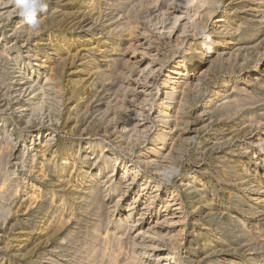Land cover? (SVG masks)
Segmentation results:
<instances>
[{
  "label": "bare ground",
  "instance_id": "obj_1",
  "mask_svg": "<svg viewBox=\"0 0 264 264\" xmlns=\"http://www.w3.org/2000/svg\"><path fill=\"white\" fill-rule=\"evenodd\" d=\"M49 1H51V0H49ZM112 1H115V0H82V6L87 8L90 11L95 10L97 13H101L105 9H108V7H111L113 5V3H115V2L112 3ZM116 1H117V3H116V6H114L115 7L114 9L118 12V14L137 12L142 8L144 3L146 2V0H132L130 3H129L130 0H116ZM127 3H129L128 6H127ZM186 3L187 4H185V5H187V6L189 4L192 5L193 3L196 4V7H197L196 9H198L199 7L201 9L202 6L207 5V6H209V11H208V12H210L209 14H213L214 5H215L214 0H188V2H186ZM70 5H71V3H70ZM156 5H157V2H156ZM56 6H57V8H56ZM64 8H67V7H64ZM178 10H179V8H178ZM10 11H13V10L11 9ZM50 11H51V16L54 19L55 18H61L60 15L64 16L67 14V13H65V11H63V8H59L58 5H55V7L53 8V11L51 9H50ZM111 11L113 12V10H111ZM116 11H115V13H117ZM188 11H186L187 13L185 11H183V12L178 11V13L176 12L177 14H175L176 16L175 15L172 16V17H175L174 23L179 25V29L177 30L178 35H177V37L174 38V40L179 39L180 38L179 36H181V37L186 36V39H187L188 38L187 36H189V34L186 33L187 29H191V30L196 31L198 26H200V24H201V22H200V24L197 22L190 23L189 20L191 17L189 18ZM198 11L200 12L199 9H198ZM198 11H197V15L194 14L195 17H198ZM203 11L204 10H202V12ZM238 11L244 12L245 15H243V16L241 15L239 22L236 23L235 22L236 20L234 21V18L239 17V15L237 14ZM58 13H60V15ZM88 13H90V12H88ZM88 13H86V14L88 15ZM171 13L173 14V12H171ZM231 13L234 14V16H231ZM76 15H78V14H76ZM101 15H103V14H101ZM115 15H117V14H115ZM191 16H193V15H191ZM96 17H97V15H96ZM119 17H122V15ZM206 17H209V16H206ZM115 18H118V17H115ZM70 20L72 21V18ZM103 20H104V18H103ZM123 20H125V19H123ZM74 21H76V20H74ZM79 21L81 22V20H79ZM104 21H106V20H104ZM115 22L116 23H114L115 25L113 24L114 25L113 28L115 30L116 29L121 30V31H118V33H117V36H116L117 41H113L115 37L113 38V36L110 34L107 35L106 37H101L100 39L96 38L95 42L92 41V42H94L93 43L94 45L88 49V53H87V55H85V58H88V57L94 58L95 57V59L93 61L96 62V66L94 68L96 69L97 75L94 79L93 78L92 79H93V81L95 79H98L97 81L99 83L102 82V85H103V82L106 83V81H110V80L115 79L116 75H118L117 71L119 70V68L121 70V66H122L123 62L130 64L133 67H136L137 69H139V68H142V66L145 62H147L149 59H152L151 57L153 56V55L151 57L147 56L148 53L149 54L151 53L150 51L149 52L138 51L137 46H143L144 43L138 42L137 45H135V43H134L133 45L135 46V48L129 47L128 45H127L128 47H123L122 45H120V43H118V42L121 38L120 37L121 33L124 30H126V28H128V27L130 30L132 28V26H134V25L130 24L128 22V20L127 21H122V20L116 21L115 20ZM88 23H89V21H88ZM110 23H111V21H110ZM76 24H77V22H76ZM175 24H171V25H175ZM210 24H212V26L210 25L211 26V28H210L211 35L208 36L207 39H205V40L202 39L196 45H194V48H192L193 54H191L190 56L189 55H182L181 60L179 62L175 63L176 67H174L168 73L167 78H165L166 79L165 80L166 88L164 90L165 96L162 97V100L166 99V102L165 103L163 102L164 104L161 105L158 109L156 108V110L158 111V114H154V115H156L155 116L156 118L154 117L156 119L155 121L159 122V123H157V125H159V128H158V131L156 133V137H155L154 142H153L154 144L146 148L145 157L142 158L141 160L139 159L140 163L137 166H133V165L128 166V164H123L122 169L119 171V168L117 166V164L119 163V160H120V157L118 156L119 154L117 155L114 148L108 146L109 141L105 138H103V141H100V142L94 143L91 140L90 142H88L85 145L78 144V146H75L76 144L75 145L70 144L69 142L65 141L64 139H60L59 142H57L56 141V134H55L57 129H53V130L48 129L47 135H44V136H46V138L41 145V144H39V140H41V137L43 136L42 132H43L44 128L48 125V123L50 124V122L46 123L45 120L43 121L40 119L41 121L37 125H35V126L33 125L31 127L29 126V127H27L26 131H24V129H23L24 132H21L22 131L21 130L20 133H18L17 135H14L12 132H9V128H6V126H3V124H1V123L5 122V118H4L3 114H0V132H3L4 133L3 136L5 137V138L3 137L4 138L3 143L5 144V142L8 143L9 141H11L14 143V146H13L14 148L19 147L20 149L21 148L23 149V152L21 151L22 153H20L21 154L20 155V161H21V163H23L21 165L24 166V165H26V163L28 164V162H30L31 159L34 162V163L32 162L33 164L30 167L26 166V167H28L27 169H29L28 171L31 173L30 176H31V180H32L31 184L29 185L30 191L27 192V190L25 189L26 190L25 196H27L26 203H28L29 206H33L32 208H34L36 206L39 209H41L40 211L44 210L45 212H44L43 216L41 215L40 219L37 218V222L34 224L33 228L29 232L31 237L35 236V234H37V233H41V236L45 237L44 239H50L52 237H55V236L57 237V235H59L61 239L60 240L56 239L59 241L54 245H56L57 248H60V249L62 248V251L64 253L65 251H67V247L62 246L60 244L61 243L60 241L66 240V242H67L68 240H70L72 238L74 239V237L76 235V232L74 231V229L71 228V223L73 221H76L79 218H82L83 215H85L87 212H90L92 215L96 216L95 221L92 222V226H91V228H89V231H88L90 238L88 240V243L86 242L87 245H85L86 247L84 248V251H83V249H81L82 251L76 250L78 252L81 251L83 253H80L75 257L73 255L74 253L72 254L73 255L72 257H74V259L72 261L70 260L71 261L70 264H91L96 259L97 255L99 257V254H97L96 251H94V249L97 247H96V245H94L95 248L93 247L94 249H92V251H90L88 254L86 253V250H88V249H90V247H92V244L95 241V239L96 238L98 239V237H100L102 245L104 243L105 246L107 247V244L109 245V243L111 242L110 239H113V240L116 239L119 241L120 240L119 238H121L122 234L127 233V232H125V233L122 232L124 230V229H122V228H124V226H126L125 230H127V229L134 230L135 237H137L139 240L140 239L142 240V239H144V237L151 236V235H153V238H154V236H155L154 234H156L157 237L167 238L168 240H170V242L175 244L177 242L178 243L180 242V241L174 242L175 241L174 236H177V235H174V232L177 233V231H175V230L179 227V231H180V228H182V230L180 231V232H182L184 224H185V223L183 224V221H185V219H188V218H186L188 211L186 208L187 205H186L185 200L189 199V203H187L188 206L193 205V203L196 201L194 203L195 206L193 205V207H195L194 209L196 210V211L194 210L196 213H193V214H196V216L194 215V217L192 219H193V224H196L197 226L194 227L195 225H193V227H190L191 230L189 229L190 232L188 234H190V236L194 237L195 239L199 238L200 241L202 240L204 242V245H203L204 247L203 248L199 247L197 249V250H200V252H198V251H193V253L188 252L187 255L185 256L186 259H185L184 263H186V264H264V108L252 109V110L250 109V110L242 111V108L244 106H247V105L253 106V104H256L257 102L259 103V101H261L263 99L260 96V92L264 91V0H230V1L228 0V1H225V3L223 4V9H221V14L213 16V20ZM82 25H84V24H82ZM85 25H86V23H85ZM171 25H169L168 28ZM177 25H175V26L177 27ZM105 27H107V26H105ZM50 28H52V27H50ZM65 28H66V26H65ZM80 28H82V27H79V31H80ZM139 28H141V27H139ZM84 29H86V28H84ZM172 29L170 28V30H172ZM207 29H209V28H207ZM24 31H26V30H24ZM50 31H51V29L47 31V36H50L49 38L53 39L54 37H52L53 35H52V32H50ZM174 31H175V29H174ZM194 31H192L193 34H191V36H189L190 40L192 39L191 41H193V39L195 37ZM72 32H73V29H72ZM129 32H128V34H129ZM144 33H147V32H143V34ZM196 33H197V31H196ZM249 33H251V34H249ZM40 34L42 35L43 33H40ZM93 34H95V33H93ZM28 35H29V33H28ZM102 35H103V33H102ZM169 35H170V33H169ZM192 35H194V37H192ZM249 35H250V38H249L250 40L247 38ZM37 36H39V35H37ZM97 36H99V34ZM199 36L200 35H198V38H199ZM244 36H246V37H244ZM76 39H78V38H76ZM135 39H136V37H135ZM186 39H184V41ZM223 39H224V42H223ZM247 39H248V41H247ZM24 40H26V39H24ZM40 40L41 39H38L36 41L35 46H38L39 44H41ZM78 40H79L78 42L83 43V42L90 41V38H87L86 36H80ZM129 41H131V40H129ZM132 41H133V39H132ZM156 41H158V40H156ZM51 42H53V43H51ZM51 42H50V44L48 43L49 47L48 46L42 47L43 46L42 45L41 47H38L36 49V54L34 52L35 56L31 59L37 60L38 62L36 64H32L31 61L28 62V65H31L30 68L32 69V70L30 69L31 72H29V70H27L28 71V78L29 77L31 78V81L28 84L29 87H27L24 90L25 95L22 94V95L15 97V98H17L16 102L14 104L12 103L13 105L11 106V110L17 116H19V118H17V119L22 120L25 118L27 120L25 122L29 125H32V123H34V122H32V118L34 116H35V118H36V116L38 118V115L43 113L44 112L43 110L46 108H47L46 114H49L50 111H52V112L55 111L57 113L55 116L56 119H57V117H58V119L62 118V116L65 115V113H66V111H64L65 108L62 110L59 108L60 107L59 101H61L62 100L61 98H63L62 94H61L63 92L62 91L63 87H61L63 81H61V78H62V75H65L63 72L66 71L65 68L69 64V62L71 60H73L75 57H79V54H80L79 51L81 49L79 50L75 46V48L77 50H76V52L74 51L75 50L74 46H73L74 43L72 42L71 38L68 36L67 33L61 34L60 37L58 36V38L54 39V41L51 40ZM189 42H188V44H189ZM132 43L133 42H130V44H132ZM178 43L180 44L181 42H178ZM148 44H147V47H148ZM183 44L184 43L180 44V46ZM75 45H76V43H75ZM77 45H78V43H77ZM8 47H10V46H8ZM175 47H177V46H175ZM186 47H188V46H186ZM145 48H146V45H145ZM250 51H252V52L255 51V54H254V56L256 57V58L254 57L255 63L253 66H251L252 69L249 70L246 77L244 76L245 78L243 80V84H245V85L249 84V82L251 80L252 82H255L257 85H261L262 88L260 90H258L259 88H255V90H249L246 88H244V90H240V89H242V88H240L239 90H237L234 87V90L236 89L237 91H232V89H229L230 87H229V84L227 83L230 80H225L224 81L225 83L221 84V87H225L224 90L222 88V90L219 89L218 91L214 92L215 90L211 89L210 93H209L210 97H209L208 101L205 103H201L200 105L196 104L197 100L195 98H196L197 94L195 95V93H197V92L193 93V90H194V88H196V86L203 79L208 78L211 75V72L217 70L219 67L220 68L227 67L228 63L230 61H232L233 59L235 61H237L238 55H240V53L244 55V56L242 55L243 57H245L244 59H246V57L248 58V56H249L248 52H250ZM4 53H7V50ZM96 53H98L99 56H97ZM155 53H157V52H155ZM41 54L43 55V57L39 60ZM161 54H163V52ZM21 56H18V57L21 58ZM30 57H32V56L30 55ZM9 58H11V57H9ZM154 58H155V56H154ZM78 60L79 59H77V61ZM152 60H154V59H152ZM152 60L150 62H148L147 65H144L146 67H143L142 69L145 70L148 67L150 68L151 63H153ZM241 60L243 61V59H241ZM85 61H81V62H85ZM89 64H91V62ZM162 64H160V65H162ZM239 64H241V62ZM22 65H24V64H22ZM26 65H27V63H26ZM13 67H17V66H13ZM124 68H127V67H124ZM158 68H159V66H158ZM160 68H162V67H160ZM259 68H260V70H259ZM19 69H21V67ZM95 69L92 71H95ZM73 70H72V72H73ZM75 70H77V69H75ZM155 70H157V68H155ZM81 71H83V70H81ZM85 71H83V72H85ZM124 73H125V71H124ZM154 73H155V71H154ZM125 74H127V73H125ZM139 74H136V75H139ZM152 74H153V72H152ZM75 75H77V74H75ZM127 75L129 76L130 73L128 72ZM131 75H133V74H131ZM71 76H72V74H71ZM122 77H123V75H122ZM131 77H133V76H130V78ZM136 77H134V78H136ZM138 77H140V76H138ZM138 77H137V79H138ZM124 78H126V76ZM0 80H2V79H0ZM73 80H71V82ZM136 81H133V82H136ZM145 81H147V80H145ZM140 82H144V81H140ZM213 82H214V80H213ZM23 83H24V80H23ZM12 84H13V82H12ZM113 84H114V81H113ZM28 85H25V86H28ZM117 85H118V83H117ZM136 85H138V84H136ZM98 86H100V85H98ZM111 86H113V85H111ZM122 86L126 87V85H122ZM0 88H2V87H0ZM231 88H233V86ZM83 89H84V87H83ZM86 89H87V87H86ZM127 90H125V91H127ZM152 90H155V88ZM82 91H80L79 93H81ZM149 91H148V93H149ZM155 91H158V89ZM75 93H77V92H75ZM14 94H16V93H14ZM87 94H89V93H87ZM93 94H96V93H93ZM144 94L145 93H143V95ZM74 95H76V94H74ZM14 96L15 95H13V97ZM71 96L75 97L73 95H71ZM134 96H136V95H134ZM138 96H139V94H138ZM10 97H12V96H10ZM116 97H118V96H116ZM132 98H134V97H132ZM147 98L149 99V97H147ZM147 98H146V100H147ZM79 100H80V98H79ZM89 100H92V99H89ZM106 101H108V100H106ZM131 101H132V99H131ZM64 102L68 103L69 101L67 100ZM139 102H141V101L139 100ZM144 102L146 103L148 101H144ZM67 103H66V106H67ZM108 103H107V105H109ZM9 104H11V103H9ZM86 104H88V102H86ZM153 104H154V102H153ZM122 105H124V104H122ZM8 106H10V105H8ZM136 106H138V105L136 104ZM146 108H148V107L146 106L145 109ZM53 109H55V110H53ZM73 109H75V108L73 107ZM80 109H82V108H79V110ZM128 109H129V107H128ZM8 110H9V112L11 111L10 109H8ZM48 110H50L49 113H48ZM82 110H84V109H82ZM129 110H131L132 112H128L126 114L127 119L126 118H124V119L127 120L128 125L130 126L129 128L132 127L133 130H131V131L135 132V130L142 128L140 126H143V125H141V124H143V123H141L143 120L140 121V123H139V120H137V118L139 117L138 114H140V110H142V109L136 111V110H134V108H132ZM80 112H82V111H80ZM104 112L108 113V111H104ZM133 112H134V116H132ZM191 112H194V117H196V118L197 117L200 118L202 116L207 115V116H209V119H215V120L216 119L219 120L222 117H225L229 120H234L233 118L236 119V121H231V122H233L232 126H231L232 130L229 133H225V131L222 128H220V126H218L217 129L213 131V134H215L217 136L216 137L214 136V138H209V140H208L211 142L210 144L212 146V149L217 148V147H221V148L223 147L224 148V150L220 149L222 152L223 158L221 160H218V163H219L218 169L219 170L214 174L210 170L208 171V170L203 169L201 167H199L197 169L194 168L192 170H189L183 174L182 178L180 179L179 184L175 185L173 189H170L166 185L163 186L162 187L163 194L159 193V191L162 190L161 185L157 184V181H155L157 184L156 189H155V193L153 194V197L151 199L149 198L150 200L148 202H145L144 204L141 203L144 206L142 207L141 213H139L140 216L138 217L137 221H135L136 223H134V225L128 224L129 223L128 222L129 216L124 217L122 219H120V217L118 218V216H117L118 219L115 218V212L119 208V201L124 197L123 196L124 191L120 192L121 194H119L120 195L119 199H116V202L113 205L110 204V205H112L110 208V206L105 202V200L111 191H118L119 189H121L123 184H125L124 186H126V187H130V185L133 182H135L136 180H139V173L141 172L144 165L147 168L150 167L154 171L161 173L162 168L164 166H167L168 162L173 163V162L177 161L178 154L181 155L180 153L182 152V147L185 150L183 152H186L189 149L188 145L190 144V141L195 138V135H196L195 133H197V130H195V128H192L189 124V123L193 122V120L192 121L190 120V113ZM75 113H77V112H75ZM109 113H111V112H109ZM150 113H151V111H150ZM81 114H83V113H81ZM135 114H137L138 116H136ZM144 114H147V113H144ZM113 115H114V113H113ZM147 116H148V114H147ZM68 117H69V115H68ZM105 117H106V115H105ZM110 117H112V116H110ZM115 117H116V115H115ZM143 117H145V116H143ZM120 118H123V117H120ZM196 118L194 120H196ZM103 119H104V117H103ZM128 119H129V121H128ZM143 119H146V117ZM150 119H153V118H150ZM52 120H54V119H52ZM126 120L124 123H126ZM15 121H17V120H15ZM84 121L86 122V120H84ZM114 121H116V120H114ZM201 121H203V120H201ZM37 122H39V121H37ZM68 122H69V120H68ZM207 122H209V121H207ZM55 123H57V122H55ZM66 123L67 122L65 121L64 124H66ZM112 124H114V122ZM154 124H156V123H154ZM228 124H230V123H228ZM72 125H74V123ZM252 128L259 129V130L257 132L253 133ZM116 130H119V128ZM209 130H211V129H209ZM64 131H65V129H64ZM112 131H114V130H111L110 132H112ZM131 131H125V133L131 132ZM60 132H62V131H60ZM110 132H109V134H107L106 132L105 133H106V135L110 136L111 135ZM209 132H211V131H209ZM112 134H114V132ZM144 134H147V132H145ZM125 135L129 136L130 133H129V135H128V133ZM137 135L139 136V133ZM168 135H170L168 138H169V142L171 145V147L168 145L169 146V149H168L169 153L168 154H167V152H166V154H164L162 152L159 153L158 148H159V146L166 145ZM14 136H16V137H14ZM130 136H132V135H130ZM226 136L228 139L226 138ZM0 137H2V136H0ZM113 137H114V135H113ZM130 138H134V135H133V137H130ZM5 139L6 140L9 139V141H5ZM27 139L31 140V143H29V144H32V145L36 144L35 147H37V144H39L40 149H38V151H37L34 149L35 147H32V145H29V144L27 145V143L25 144L24 141H26ZM233 139H236V142L231 143V140H233ZM128 140H129V138H128ZM11 142H9L10 145H11ZM135 143H137V142H134V144ZM131 145L132 144H130V146ZM74 146L77 148H75ZM92 146L93 147L96 146L93 153H84L85 156H83L80 159H77L81 150H84V151L89 150ZM130 146H129V148H130ZM6 147L8 149V144ZM114 147H115V145H114ZM14 148H12V149H14ZM121 149H125V148L122 146ZM128 149H125V151ZM33 150L37 151V153L32 152ZM174 150H175V152H173ZM6 152H7V150H6ZM143 152H145V151H143ZM171 153L173 155L170 157L169 154H171ZM235 153H238V155H236ZM6 155H7V153H6ZM210 155H212V154H210ZM11 156H12V153H11ZM13 157L15 158L16 156H13ZM77 162H81V165H80L81 168L76 169V171H75V168L77 166ZM197 162H198V160H197ZM97 165H100V167H102V168H98ZM0 166L4 167V165H0ZM23 166H22V169H23ZM210 167H211V165H210ZM239 167H242V172L239 171V170H241V169H239ZM3 170H5V169H3ZM109 170H110V172H109ZM1 172H2V170H1ZM13 172L16 173L14 170H13ZM12 173H11V175H12ZM109 173H110V175H109ZM125 173H128V175L131 176L132 180L130 179L131 180L130 182H125ZM206 173L213 174L215 176L216 180L218 181V183L214 184L212 182L214 184V185H212L211 179L205 177ZM103 174L107 175L106 179L109 178V176H111L110 178H113V176L115 178L111 179V181H109V182H105L106 179L98 180L99 175L102 176ZM201 175H204V177H201ZM6 176H7V173H6ZM137 177H138V179H137ZM143 180H144V182L141 185V188L139 187L140 192L138 191L139 192L138 195L141 194V191H144L147 188V185L152 181L151 178H146V179L144 178ZM1 181H3V180H1ZM113 181L117 182V183L114 184ZM232 181H237L238 184H235V185L233 184L232 186H230L231 185L230 182H232ZM17 183H18V181H17ZM175 183H177V182H175ZM28 184H29V181H28ZM41 184H45L44 189H41ZM128 184H130V185H128ZM138 185H139V183H138ZM149 185H151V183ZM2 186H5V185H2ZM38 190H40V191H38ZM67 190H69L70 192H66ZM19 191H21V190H19ZM248 191H250L249 196H247V194H246ZM2 192L0 191V194ZM179 192L183 193V194H180ZM22 193H24V192H22ZM147 193H148V191H147ZM169 193H170V195H169ZM227 193H228L227 197H229L228 199L223 198V197L221 198L220 195H222V194L226 195ZM21 194H19V195H21ZM2 195L4 197L3 193L1 194V196ZM7 195H8V191H7ZM159 195H161V196L158 197ZM100 196H102V197H100ZM8 197H10V195H8ZM3 199H1V200H3ZM21 200L22 199H20V201ZM69 200L77 201L78 206H72L71 202ZM2 202H4V200ZM95 202H98V204ZM136 202H137V199L135 198L133 203L135 204ZM2 204H4V203H2ZM2 204H1V206H2ZM95 204H97V205H95ZM102 205L103 206L108 205L109 208L106 210H108L111 213L113 212L112 214H110V216L108 218L106 217V220L104 219V217L101 218L102 213L98 212L99 209L102 208L101 207ZM99 207H101V208H99ZM26 208H27V206H26ZM103 208H105V207H103ZM134 208H135L134 206L129 205L128 212H132ZM7 209H8V206L6 207L5 211L1 210V209L0 210L7 214L8 213V212H6ZM12 210H14V209H12ZM76 211H78L79 213H76ZM190 212H192V211H190ZM5 213H2V214H4L3 216H5ZM99 213H101V214H99ZM36 214H38V213L36 212ZM106 214L109 215L108 213H106ZM146 214H149L148 216L151 215V217L156 216L155 221L153 222V221H150V219H149V220H145V221L140 223V220L144 219ZM17 215H19V214H17ZM34 215H35V213H34ZM35 216H37V215H35ZM23 217H25V216H23ZM31 217H29V218H31ZM1 219H4V217L0 218V220ZM83 219H85V217ZM16 222H17V220H16ZM16 222H15V224H16ZM84 224L87 225V223H84ZM103 224L105 225V227H107L104 231L102 230L104 228V227L102 228ZM112 224L114 227H116V229L115 228H114V230L110 229V226ZM135 226H137V228H135ZM85 229L88 230L87 228H85ZM77 230H79V229H77ZM19 231H20V229H19ZM129 232H131V231H129ZM16 234H17V232H16ZM179 235L180 234H178V237H180ZM181 235H183V234H181ZM18 236H21V238H23L22 237L23 233L21 232ZM78 236H80V235H78ZM8 237H10V236H8ZM21 238H20V241H21ZM12 239H14V236ZM25 239H26V237H25ZM178 239H180V238H178ZM98 240H96V241H98ZM139 240L136 239V241H139ZM148 240H149V238H148ZM126 241H128V240H126ZM120 242H121V240H120ZM120 242H119V246H120ZM100 243H98V244H100ZM136 243H138V242H136ZM73 244H71V245H73ZM96 244H97V242H96ZM174 244H172V245H174ZM63 245H65V244H63ZM78 245H79V243H78ZM78 245H76V246H78ZM112 245H114V244L112 243L111 246ZM121 245H123V244H121ZM132 245L134 246V244H132ZM150 245H152V243ZM161 245H159L158 243L154 244V246H152V248H156V249H154L151 252H146V253L144 252L145 255L143 257L138 256L139 260L141 258V259L148 260L151 263H155V264H184L182 261L175 259V257L178 255V253H177V255H175L177 250H173L169 247H160ZM163 245H164V243H163ZM98 246H100V245H98ZM174 247L176 248L177 246L174 245ZM18 248L19 247H17V249ZM21 248H23V247H21ZM52 248H51V250H52ZM81 248H83V247H81ZM111 248L117 249V245L116 246L114 245ZM29 249H31V248H29ZM49 249H50V247L48 248V250ZM54 249H56V248H54ZM115 249H110V250L114 251ZM118 249H120V248H118ZM191 249H193V248H191ZM73 250H74V248H73ZM102 250H104V249H102ZM102 250L99 252L102 253ZM163 250H166V252H164ZM59 251H61V250H59ZM106 251H107L106 249H105V251H103L104 253L101 254L102 257H103V254L105 256L108 255V254H106L107 253ZM35 252H37V251H35ZM84 252L87 255H85L86 257L81 258V256L84 255ZM136 252H138V251H136ZM112 253H115V252L110 251L109 256H112ZM116 253L118 254V252H116ZM123 253H125V252H123ZM126 253H127V251H126ZM128 253H131V252H128ZM132 253H134V252H132ZM120 254H121V252H120ZM58 255H60V254H58ZM101 255H100V259H101ZM37 256H39V255H37ZM64 256H66V255H64ZM67 256H69V255H67ZM105 256H104V258H107V260L109 261V258L107 256L106 257ZM182 256L184 257V255H182ZM61 257H63V256H61ZM114 257H113L114 261H117V260H115L116 256H114ZM136 257H137V255H136ZM17 258H20V257H17ZM70 258H68V259H70ZM79 258H81V259L79 261H77ZM102 259H101L102 262H103V260L106 262V259H103V260ZM113 259H111V260L113 261ZM50 261H51L50 264H57V262H58V260H55V259H51ZM109 262H108V264H109ZM136 262H138V259H137V261H135V263ZM96 264H97V262H96ZM105 264H107V263H105ZM111 264H112V262H111ZM141 264H143V263H141ZM144 264H146V263H144Z\"/></svg>",
  "mask_w": 264,
  "mask_h": 264
},
{
  "label": "rangeland",
  "instance_id": "obj_2",
  "mask_svg": "<svg viewBox=\"0 0 264 264\" xmlns=\"http://www.w3.org/2000/svg\"><path fill=\"white\" fill-rule=\"evenodd\" d=\"M132 0L129 1V3ZM152 1V2H151ZM166 1V2H165ZM215 1V5H214V11L213 14H209V6H202L201 9L200 7L198 8L200 10V12L198 11V9H196V4H192V5H185L187 4L186 2H188V0H146V2L144 3V5L142 6V8L134 13H121L118 14V12L114 9L116 6L117 1H112L115 2L113 3V7H108V9H105L103 12L101 13H97L95 10L94 11H90L87 8L82 6V0H47L48 2V7L45 13L42 14V19H43V25L39 30H32L29 29L28 26L24 23V21L22 20V18L18 15L17 10L15 8V4H14V0H0V114H3L4 118H5V122L1 123L3 124V126H6V128H9V132H12L14 135H17L18 133L24 132L26 131L27 127H31V126H35L38 123H40L41 120H45L46 123L50 122V124L48 123V125L44 128L43 130V136L41 137V140H39V144L42 145V143L44 142L46 136L48 133V129L53 130V129H57L56 131V141L59 142L60 139H64L65 141L69 142L70 144H73L75 146H78V144H82L85 145L88 142H90L92 140V142H100L103 141V138L107 139L109 141L108 146L114 148V150L116 151L117 155L120 157L119 163L117 164L119 171L122 169V165L123 164H128V166L133 165V166H137L140 163V160L142 158L145 157V153H146V148L153 145L154 143V139L156 137V133L158 131L159 125H157V123H159L158 121H155L156 119V115L154 114H158V111L156 110V108L158 109L161 105H163L166 102L165 100H162V97L165 96V78H167L168 73L174 68L176 67L177 62H179L181 60V56L182 55H191L192 53V48H194V45H196L199 41H201L202 39L205 40L208 38V36L211 35V26L212 24H210L213 20V16H216L218 14H221V9H223V4L225 3V1L228 0H214ZM218 1V2H217ZM230 1V0H229ZM59 2V3H58ZM79 4H78V3ZM157 2V5H156ZM71 3V5H70ZM127 3V6L128 4ZM55 5H58L59 8H63V11H65V13H67L66 15L62 16L60 15V13H58L61 18H53L51 16V11L50 9L53 11V8L55 7ZM64 5V6H63ZM165 5V6H164ZM9 7V8H8ZM67 7V8H64ZM167 7V8H166ZM225 7V6H224ZM57 8V6H56ZM76 8V9H75ZM179 8V10H178ZM218 8V9H217ZM13 11H10V10ZM176 9V10H175ZM190 9V10H189ZM4 10V11H3ZM72 10V11H71ZM77 10V11H76ZM82 10V11H81ZM86 10V11H85ZM108 10V11H107ZM113 10V12L110 11ZM189 10V11H188ZM193 10V11H192ZM202 10H204L202 12ZM217 10V11H216ZM79 11V12H78ZM115 11L117 13H115ZM178 11H188L189 13V22L193 23V22H197L200 24V26H198V28L196 29V31L191 30V29H187L186 33L189 34V36H191V34H193L192 31H194V35H192V37H194L193 41L190 40L189 36H187L188 38L186 39V36H179V39H175V37H177L178 33L177 30L179 29V25L175 24L174 20L175 14L178 13ZM197 11H198V17H195V15H197ZM85 12V13H84ZM90 12V13H88ZM107 12V13H106ZM173 12V14L171 13ZM177 12V13H176ZM194 12V13H193ZM74 13V14H73ZM84 13V14H83ZM88 13V15L86 14ZM187 13V12H186ZM215 13V14H214ZM78 14V15H76ZM103 14V15H101ZM117 14V15H115ZM141 14V15H140ZM172 14V15H171ZM195 14V15H194ZM201 14V15H200ZM237 14L239 15V17L234 18V21L237 23L240 20V16L245 15L244 12H240L238 11ZM8 15V16H7ZM83 15V16H82ZM97 15V17H96ZM100 15V16H99ZM122 17H119L121 16ZM193 15V16H191ZM200 15V16H199ZM51 16V17H50ZM81 18H80V17ZM92 16V17H91ZM109 16V17H108ZM137 16V17H136ZM144 16V17H143ZM176 16V15H175ZM209 16V17H206ZM231 16H234V14L231 13ZM85 17V18H84ZM87 17V18H86ZM101 19H100V18ZM118 17V18H115ZM125 17V18H124ZM127 17V18H126ZM195 19H194V18ZM72 18V21L70 20ZM99 18V19H98ZM106 20L104 21L103 20ZM140 18V19H139ZM91 19V20H90ZM116 21H127L134 25L132 26V28L129 30V27L126 28V30H124L121 33V38L119 40L118 43H120V45H122L123 47H134L133 45L135 43V45L138 44V42L144 43L143 46H137L138 51L140 52H151L150 54L148 53L147 56L151 57L152 55V59H149L147 62H145L142 66L146 67L144 65H147L148 62H150L152 60L153 63H151V67L143 70L142 68L137 69L136 67H133L130 64H127L125 62L122 63L121 66V70L119 68V72L117 71V74L115 79L110 80V81H106L99 83L97 80L95 79L93 81V79L96 77L97 73H96V69L94 68L96 66V62H94L93 60L95 59V57H88L85 58V55H87L88 53V49L91 48L94 44V42L96 41V38H101V37H106L107 35H112L114 40L113 41H117V33L118 31H121L119 29H114L113 26L115 25L114 23L115 20ZM125 19V20H123ZM211 19V20H210ZM68 20V21H67ZM76 20V21H74ZM78 20V21H77ZM81 20V22L79 21ZM86 20V21H85ZM96 20V21H95ZM99 20V21H98ZM194 20V21H193ZM70 21V22H69ZM74 21V22H73ZM89 21V23H88ZM95 21V22H94ZM103 23H102V22ZM111 21V23H110ZM173 21V22H172ZM77 22V24H76ZM79 22V23H78ZM92 22V23H91ZM141 22V23H140ZM70 23V24H69ZM81 23V24H80ZM86 23V25H85ZM88 23V24H87ZM99 23V24H98ZM102 23V24H101ZM110 23V24H109ZM135 23V24H134ZM138 23V24H137ZM189 23V24H190ZM22 24V25H21ZM62 26H61V25ZM66 24V25H65ZM68 24V25H67ZM74 24V25H73ZM84 24V25H82ZM105 24V25H104ZM112 24V25H111ZM114 24V25H113ZM137 24V25H136ZM171 24H175L177 25V27L175 25H171L169 28L168 26ZM204 24V25H203ZM21 25V26H20ZM91 25V26H90ZM94 27H93V26ZM99 25V26H98ZM140 25V26H139ZM202 25V26H201ZM211 25V26H210ZM66 26V28H65ZM71 26V27H70ZM77 26V27H76ZM88 26V27H87ZM107 26V27H105ZM111 26V27H110ZM204 26V27H203ZM52 27V28H50ZM70 27V28H69ZM77 29H76V28ZM79 27L80 31H79ZM91 27V28H90ZM102 27V28H101ZM134 27V28H133ZM141 27V28H139ZM166 27V28H165ZM175 27V28H174ZM25 28V29H24ZM50 32H52V37H54L53 39H50V36H47V31L50 30ZM86 28V29H84ZM90 28V29H89ZM94 28V29H93ZM96 28V29H95ZM170 28L172 30H170ZM202 28V29H201ZM209 28V29H207ZM48 29V30H47ZM57 29V30H56ZM67 29V30H66ZM73 29V32H72ZM82 29V30H81ZM137 29V30H136ZM139 29V30H138ZM145 29V30H144ZM175 29V31H174ZM26 30V31H24ZM63 30V31H62ZM85 30V31H84ZM102 32H101V31ZM114 30V31H113ZM210 30V31H209ZM29 31V32H28ZM33 31V32H32ZM42 31V32H41ZM75 31V32H74ZM78 31V32H77ZM90 31V32H89ZM106 31V32H105ZM130 31V32H129ZM137 31V32H136ZM37 32V33H36ZM39 32V33H38ZM54 32V33H53ZM67 33L68 36L71 38L73 46H74V51L76 52L77 49H81L79 51V57H75L73 60H71L69 62V64L66 66L65 70L63 73L65 75H62L61 81L62 82V100L59 101V105H60V109H64V111H66L65 115L62 116V118L57 119L55 118L56 116V112L55 111H50L48 110V113L50 111L49 114L47 113V108L44 109L43 113L38 115V118L35 116L32 118V125L27 124L25 121H27L25 118L22 120H19L17 118H19V116H17L12 110H11V106L16 102L15 97L19 96V95H25L24 90L29 87V82L31 81V78H28V71L31 72V65H28V62L31 61L32 64H36L38 61L37 60H33L31 58H33L36 54V49L38 47H47L51 40L54 41V39L58 38V36L60 37L61 34L63 33ZM95 34H93V33ZM129 32V34H128ZM141 32V33H140ZM143 32H147L144 33ZM192 32V33H191ZM29 33V35H28ZM40 33H43L42 35ZM79 33V34H78ZM103 33V35H102ZM114 33V34H113ZM138 33V34H137ZM170 33V35H169ZM176 33V34H175ZM39 36H37V35ZM46 34V35H45ZM99 34V36H97ZM101 34V35H100ZM142 34V35H141ZM186 34V35H187ZM205 34V35H204ZM251 34V33H249ZM55 35V36H54ZM92 35V36H91ZM128 35V36H127ZM197 35V36H196ZM198 35L199 38H198ZM202 35V36H201ZM42 36V37H41ZM80 36H86L87 38H90V41L88 42H78L79 37ZM133 36V37H132ZM142 36V37H141ZM146 36V37H145ZM30 37V38H29ZM94 37V38H93ZM129 37V38H128ZM136 37V39H135ZM246 37V36H244ZM78 38V39H76ZM93 38V39H92ZM183 40H182V39ZM248 39L250 38V35L247 37ZM26 39V40H24ZM38 39H41V44H39L38 46H35L36 41ZM48 39V40H47ZM50 39V40H49ZM133 39V41H132ZM139 41H138V40ZM152 39V40H151ZM184 39H186L184 41ZM247 39V41H248ZM122 40V41H121ZM131 40V41H129ZM137 40V41H136ZM149 40V41H148ZM158 40V41H156ZM181 40V41H180ZM250 40V39H249ZM24 41V42H23ZM94 41V42H92ZM173 41V42H172ZM176 43H175V42ZM190 41V42H189ZM130 42H133L132 44H130ZM178 42H181L180 44L184 43L183 45L180 46V44ZM189 42V44H188ZM224 42V39H223ZM49 43V44H48ZM53 43V42H51ZM76 43V45H75ZM78 43V45H77ZM149 43V44H148ZM175 43V44H174ZM25 44V45H24ZM34 44V45H33ZM130 44V45H129ZM148 44V47H147ZM177 44V45H176ZM84 45V46H83ZM125 45V46H124ZM128 45V46H127ZM146 45V48H145ZM161 45V46H160ZM10 46V47H8ZM76 46V48H75ZM82 46V47H81ZM177 46V47H175ZM188 46V47H186ZM191 46V47H190ZM49 47V46H48ZM156 47V48H155ZM163 47V48H162ZM174 47V48H173ZM181 47V48H180ZM20 48V49H19ZM140 48V49H139ZM144 48V49H143ZM28 49V50H27ZM162 51H161V50ZM167 49V50H166ZM191 49V50H190ZM7 53H4L6 52ZM87 50V51H86ZM157 50V51H156ZM164 50V51H163ZM177 50V51H176ZM185 50V51H184ZM179 51V52H178ZM10 52V53H9ZM35 52V54H34ZM157 52V53H155ZM160 52V53H159ZM163 52V54H161ZM166 54H165V53ZM187 52V53H186ZM20 53V54H19ZM31 53V54H30ZM33 53V54H32ZM154 53V54H153ZM249 56L248 58L246 57V59H244L245 57H243L244 55L240 53V55H238V60L235 61L234 59L232 61H230L227 65V67L224 68H218L215 71L211 72V75L208 78L203 79L197 86L196 88H194L193 93H195L196 96V104L200 105L201 103H205L208 101L209 97H210V90L213 89L215 90L214 92L218 91L219 89L224 90L225 87H221V84L225 83V80H230L227 83L229 84V89H232V91H237L239 90H244V88L249 89V90H255V88H259L258 90H260L262 87L261 85H257L255 82H252L250 80L249 84H243V80L246 77V75L248 74L249 70L252 69L251 66L254 65L255 63V51H250L248 52ZM5 54V55H4ZM12 54V55H11ZM47 54V53H46ZM157 54V55H156ZM161 54V55H160ZM10 55V56H9ZM22 55V56H21ZM26 55V56H25ZM28 55V56H27ZM30 55L32 57H30ZM97 56L98 53H96ZM175 55V56H174ZM243 55V56H242ZM11 58H9V57ZM18 56H21V58H19ZM155 56V58H154ZM158 56V57H157ZM160 56V57H159ZM16 57V58H15ZM26 57V58H25ZM30 57V58H29ZM43 57V55H40L39 60ZM253 57V58H252ZM255 57V58H254ZM18 58V59H17ZM81 58V59H80ZM84 58V59H83ZM236 58V57H235ZM15 59V60H14ZM23 59V60H22ZM30 59V60H29ZM77 59H79L77 61ZM243 59V61L241 60ZM4 60V61H3ZM19 62H18V61ZM86 60V61H85ZM254 60V61H253ZM81 61H85V62H81ZM88 61V62H87ZM155 61V62H154ZM246 61V62H245ZM18 62V63H17ZM24 62V63H23ZM91 62V64H89ZM159 62V63H158ZM235 62V63H234ZM241 62V64H239ZM27 63V65H26ZM82 63V64H81ZM163 63V64H162ZM232 63V64H231ZM238 63V64H237ZM24 64V65H22ZM84 64V65H83ZM124 64V65H123ZM126 64V65H125ZM162 64V65H160ZM73 65V66H72ZM88 65V66H87ZM13 66H17V67H13ZM19 66V67H18ZM159 66V68H158ZM165 66V67H164ZM21 67V69H19ZM28 67V68H27ZM69 67V68H68ZM75 67V68H74ZM123 67V68H122ZM127 67V68H124ZM154 67V68H153ZM162 67V68H160ZM229 67V68H228ZM24 68V69H23ZM71 68V69H70ZM83 68V69H82ZM85 68V69H84ZM155 68H157V70H155ZM31 69V70H30ZM74 69V70H73ZM77 69V70H75ZM79 69V70H78ZM85 71H81V70ZM95 71H92L94 70ZM125 69V70H124ZM129 69V70H128ZM138 71H137V70ZM21 70V71H20ZM73 70V72H72ZM142 70V71H141ZM155 73H154V71ZM260 70V68H259ZM69 71V72H68ZM90 71V72H89ZM128 72L130 73V75L128 76L127 74L124 73ZM127 71V72H126ZM142 73H141V72ZM145 71V72H144ZM151 71V72H150ZM24 72V73H23ZM89 72V73H88ZM144 72V73H143ZM153 72V74H152ZM120 73V74H119ZM135 73V74H134ZM140 73V74H139ZM16 74V75H15ZM19 74V75H18ZM26 74V75H25ZM72 74V76H71ZM74 74V75H73ZM77 74V75H75ZM89 74V75H88ZM125 74V75H124ZM133 74V75H131ZM139 74V75H136ZM149 74V75H148ZM152 74V75H151ZM84 75V76H83ZM123 75V77H122ZM142 75V76H141ZM151 75V76H150ZM118 76V77H117ZM126 76V78H124ZM128 76V77H127ZM130 76H133L130 78ZM138 79H137V77ZM245 76V77H244ZM66 77V78H65ZM71 77V78H70ZM91 77V78H90ZM120 77V78H119ZM136 77V78H134ZM145 77V78H144ZM93 78V79H92ZM118 78V79H117ZM129 78V79H128ZM147 78V79H146ZM30 79V80H29ZM74 79V80H73ZM89 79V80H88ZM91 79V80H90ZM136 81V82H133ZM149 79V80H148ZM214 82H213V80ZM232 79V80H231ZM22 80V81H21ZM24 80V83H23ZM27 80V81H26ZM71 80H73L71 82ZM80 80V81H79ZM123 80V81H122ZM147 80V81H145ZM18 81V82H17ZM21 83H20V82ZM90 83H89V82ZM96 81V82H95ZM114 81V84H113ZM116 81V82H115ZM140 81H144V82H140ZM4 82V83H3ZM13 82V84H12ZM99 84H98V83ZM138 82V83H137ZM17 83V84H16ZM85 83V84H84ZM94 83V84H93ZM112 83V84H111ZM120 86H118L117 85ZM122 83V84H121ZM140 83V84H139ZM143 83V84H142ZM234 83V84H233ZM97 84V85H96ZM113 86H111V85ZM134 84V85H133ZM138 84V85H136ZM231 84V85H230ZM19 85V86H18ZM28 85V86H25ZM72 85V86H71ZM90 85V86H89ZM100 85V86H98ZM122 85H126L122 86ZM146 85V86H145ZM163 85V86H162ZM238 87H236V86ZM77 86V87H76ZM94 86V87H93ZM111 86V87H110ZM118 86V87H117ZM122 86V87H121ZM132 86V87H131ZM143 86V87H142ZM200 86V87H199ZM233 86V88H231ZM18 87V88H17ZM84 87V89H83ZM87 87V89H86ZM102 87V88H101ZM135 87V88H134ZM234 87L237 89L234 90ZM248 87V88H247ZM7 88V89H6ZM22 88V89H21ZM74 88V89H73ZM100 88V89H99ZM126 88V89H125ZM129 88V89H128ZM155 90H152L154 89ZM199 88V89H198ZM20 89V90H19ZM95 89V90H94ZM98 91H97V90ZM128 89V90H127ZM139 89V90H138ZM142 89V90H141ZM163 89V90H162ZM201 89V90H200ZM14 90V91H13ZM70 90V91H69ZM82 91L81 93H79L80 91ZM127 90V91H125ZM138 90V91H137ZM149 93H148V91ZM114 91V92H113ZM140 91V92H139ZM143 91V92H142ZM145 91V92H144ZM154 93H153V92ZM16 94H14V93ZM23 92V93H22ZM77 92V93H75ZM84 92V93H83ZM139 92V93H138ZM6 93V94H5ZM9 93V94H8ZM83 93V94H82ZM89 93V94H87ZM96 93V94H93ZM136 93V94H135ZM143 93H145L143 95ZM65 94V95H64ZM76 94V95H74ZM115 94V95H114ZM139 94V96H138ZM217 94V93H216ZM9 95V96H8ZM13 95H15L13 97ZM67 95V96H66ZM71 95L75 96L72 97ZM136 95V96H134ZM8 96V97H7ZM12 96V97H10ZM89 96V97H88ZM118 96V97H116ZM138 96V97H137ZM153 96V97H152ZM203 96V97H202ZM208 96V97H207ZM260 96L263 98L261 101H259V103L257 102L256 104L250 105V106H244L242 108V111H246V110H252V109H260V108H264V91L260 92ZM7 97V98H6ZM10 97V98H9ZM78 97V98H77ZM111 97V98H110ZM131 97V98H130ZM134 97V98H132ZM144 97V98H143ZM149 97V99L146 98ZM151 97V98H150ZM71 100H70V99ZM80 98V100H79ZM15 99V100H14ZM85 99V100H84ZM92 99V100H89ZM122 99V100H121ZM132 99V101H131ZM141 102H139V100ZM69 101L64 102V101ZM73 100V101H72ZM76 100V101H75ZM79 100V101H78ZM108 100V101H106ZM128 100V101H127ZM14 101V102H13ZM90 101V102H89ZM93 101V102H92ZM144 101H148V102H144ZM162 101V102H161ZM4 102V103H3ZM64 102V103H63ZM85 102V103H84ZM86 102H88V104H86ZM92 102V103H91ZM109 102V103H108ZM136 102V103H135ZM144 102V103H143ZM154 102V104H153ZM161 102V103H160ZM164 102V103H163ZM11 103V104H9ZM13 103V104H12ZM61 103V104H60ZM67 103V106H66ZM75 103V104H74ZM91 103V104H90ZM107 103L110 105H107ZM134 103V104H133ZM158 103V104H157ZM172 103V102H171ZM262 103V104H261ZM10 106H8V105ZM124 104V105H122ZM136 104L138 106H136ZM195 104V105H196ZM260 104V105H259ZM64 105V106H63ZM69 105V106H68ZM71 105V106H70ZM75 105V106H74ZM78 105V106H77ZM80 105V106H79ZM144 105V106H143ZM148 107L145 109V107ZM157 106V107H156ZM255 106V107H254ZM9 107V108H8ZM73 107L75 109H73ZM132 109L134 108V110H140V114L139 117L137 118V120L142 121L140 126L142 127L141 129H137L135 130V132L131 131L133 130L132 127L129 128L130 126L128 125L127 122V116L126 114L128 112H132L131 110L128 109ZM131 107V108H130ZM79 108H82L79 110ZM136 108V109H135ZM10 109L11 111L9 112ZM78 109V110H77ZM104 109V110H103ZM55 110V109H53ZM76 110V111H75ZM102 110V111H101ZM128 110V111H127ZM145 110V111H144ZM3 111V112H2ZM8 111V112H7ZM82 111V112H79ZM84 111V112H83ZM104 111H108L104 112ZM126 111V112H125ZM151 111V113H150ZM74 112V113H73ZM77 112V113H75ZM111 112V113H109ZM69 113V114H68ZM83 113V114H81ZM87 113V114H86ZM107 113V114H106ZM114 113V115H113ZM136 113V112H135ZM147 113V114H144ZM45 114V115H44ZM77 114V115H76ZM112 114V115H111ZM241 114V113H240ZM42 115V116H41ZM69 115V117H68ZM76 115V116H75ZM98 115V116H97ZM106 115V117H105ZM109 115V116H108ZM116 115V117H115ZM136 116H138L137 114H135ZM10 116V117H9ZM49 116V117H48ZM71 116V117H70ZM97 116V117H96ZM108 116V117H107ZM112 116V117H110ZM132 116H134V112L132 114ZM146 119H143L145 117ZM202 116V117H194V112L190 113V120L193 122L189 123L190 126L192 128H195V130H197V133H195V138L193 140L190 141V144L188 145L189 149L186 152L184 148L182 147V152L180 153L183 156V160L182 162H180V167H181V173L178 177H176L174 179V181L171 184H162L160 183L159 180V176L160 173L154 171L152 168H147L145 165L143 166L141 172L139 173V180H136L135 182H133L130 187H126L124 186L125 184H123V186L121 187V189H119L118 191H111L109 193V195L107 196L105 202L110 206H111L116 202V199H119L121 194L120 192L124 191V197L119 201V208L118 210L115 212V218L120 217V219L124 218V217H128L129 218V225H134V223H136L135 221H137L138 217L140 216L139 213H141V209L144 205H142L141 203H145L148 202L152 197L153 194L155 193V189H156V185L160 184L161 185V189L163 186H167L170 189H173L175 185L179 184L180 179L182 178L183 174L189 170H192L194 168H203L206 170H210L211 172L216 173L219 169V163L218 160H221L222 157V152L221 150L224 148L222 147H217V148H213L211 146V142L208 141L209 138H214V136L216 137L217 135L213 134V131L217 129L218 126H220V128H222L225 133H229L232 129V123L231 121H236L235 118H233L234 120H229L225 117L220 118L219 120H215V119H209V116ZM239 116V115H238ZM41 117V118H40ZM53 117V118H52ZM104 117V119H103ZM110 117V118H109ZM114 117V118H113ZM123 117V118H120ZM141 117V118H140ZM155 117V118H154ZM193 117V118H192ZM50 118V119H49ZM109 118V119H108ZM126 118V119H124ZM153 118V119H150ZM196 118V120H194ZM41 119V120H40ZM54 119V120H52ZM62 119V120H61ZM150 119V120H149ZM223 119V120H222ZM11 120V121H10ZM17 120V121H15ZM48 120V121H47ZM50 120V121H49ZM56 120V121H55ZM69 120V122H68ZM75 120V121H74ZM86 120V122L84 121ZM116 120V121H114ZM124 120V121H123ZM126 120V123H124ZM146 120V121H145ZM203 120V121H201ZM212 120V121H211ZM229 120V121H228ZM9 121V122H8ZM19 121V122H18ZM39 121V122H37ZM67 122L66 124H64V122ZM129 121V119H128ZM145 121V122H144ZM209 121V122H207ZM216 121V122H215ZM219 121V122H218ZM224 121V122H223ZM57 122V123H55ZM114 122V124H112ZM152 122V123H151ZM227 122V123H226ZM25 123V124H24ZM70 123V124H69ZM74 123V125H72ZM117 123V124H116ZM150 123V124H149ZM156 123V124H154ZM226 123V124H225ZM230 123V124H228ZM27 124V125H26ZM52 124V125H51ZM59 124V125H58ZM149 126H148V125ZM205 124V125H204ZM213 124V125H212ZM217 124V125H216ZM12 125V126H11ZM83 125V126H82ZM124 127H123V126ZM145 125V126H144ZM202 125V126H201ZM208 125V126H207ZM222 125V126H221ZM72 126V127H71ZM80 126V127H79ZM114 126V127H113ZM117 126V127H116ZM148 126V127H147ZM151 126V127H150ZM157 126V127H156ZM199 126V127H198ZM201 126V127H200ZM24 127V128H23ZM59 127V128H58ZM212 127V128H211ZM20 128V129H19ZM65 131H64V129ZM110 128V129H109ZM115 128V129H114ZM119 130H116L118 129ZM126 128V129H125ZM144 128V129H143ZM13 129V130H12ZM24 129V131H23ZM47 129V130H46ZM123 129V130H122ZM143 129V130H142ZM202 129V130H201ZM211 129V130H209ZM12 130V131H11ZM83 130V131H82ZM111 130H114L112 132H110ZM151 130V131H150ZM199 130V131H198ZM259 129H255L252 128L253 133L257 132ZM62 131V132H60ZM76 131V132H75ZM102 131V132H101ZM124 131V132H123ZM125 131H131V132H126ZM140 131V132H139ZM211 131V132H209ZM70 132V133H69ZM104 132V133H103ZM109 134L110 132V136L106 135V133ZM114 132V134H112ZM134 134H133V133ZM139 133V136L137 135ZM143 132V133H142ZM145 132H147V134H144ZM199 132V133H198ZM132 135V136H127L125 134ZM141 133V134H140ZM2 134V135H1ZM105 134V135H104ZM119 136H118V135ZM217 134V133H216ZM4 133L0 132V165H4V167L0 166V191L4 194L1 196L0 194V198L4 200V202H2L3 200L0 199V209L1 210H6V207L8 206V209L6 212H8L7 214L5 212H1L5 213V216H3L4 214H2L0 212V264H50V260L51 259H55L58 260L57 264H70L71 261L74 259L75 256H77L81 252L84 248L86 247L85 245H87L88 240L90 238L89 236V228H91L92 226V222L95 221L96 216L92 215L90 212H87L85 215H83L82 218L77 219L76 221H73L71 223V228L74 229V231L76 232V235L74 237V239H70L66 242V240H61L60 244L64 247H67V251H65L63 253L62 248H57L56 244L61 238L59 235H57V237H52L50 239H44L45 237L41 236V233H37L35 234V236L31 237L30 235V231L33 228L34 224L37 222V218H41V215L43 216L44 214V210L40 211L41 209H39L38 207H34L33 206H29L28 203H26L27 201V196H25V191L27 190L30 191V184H31V173L28 171L29 169H27L28 167L26 166H31L34 162L31 161L28 162V164L26 163V165H21L23 163H21L20 161V153L23 152V149L17 147L14 148V143L6 140L5 141H9L11 142V145L9 144V142H4ZM114 135V137H113ZM117 135V136H116ZM127 138H125L124 136ZM134 138H130L133 137ZM137 135V136H136ZM136 136V137H135ZM170 135L167 136V143L166 145L163 146H159V153H164L167 154L169 153L168 149L170 145L169 142V137ZM213 136V137H212ZM4 137V138H3ZM16 137V136H14ZM96 137V138H95ZM99 137V138H98ZM113 137V138H112ZM121 137V138H120ZM123 137V138H122ZM145 137V138H144ZM229 137V136H228ZM91 138V139H90ZM94 138V139H93ZM98 138V139H97ZM129 138V140H128ZM227 138V136H226ZM3 139V140H2ZM119 139V140H118ZM132 139V140H131ZM138 141H137V140ZM146 139V140H145ZM228 139V138H227ZM89 140V141H88ZM95 140V141H94ZM97 140V141H96ZM117 140V141H116ZM152 140V141H151ZM234 140V141H233ZM231 140V143L236 142V139ZM28 141V142H27ZM71 141V142H70ZM125 141V142H124ZM144 141V142H143ZM206 141V142H205ZM127 142V143H126ZM129 142V143H128ZM134 142H137L134 144ZM149 142V143H148ZM24 143L27 145L29 143H31V140L27 139L26 141H24ZM126 143V144H125ZM2 144V145H1ZM7 144H8V149H7ZM37 144H29L32 145V147H35L34 149L38 151V149H40V145ZM120 144V145H119ZM124 144V145H123ZM128 144V145H127ZM130 144H132L130 146ZM204 144V145H203ZM112 145V146H111ZM115 145V147H114ZM169 145V146H168ZM12 146V147H11ZM74 146V147H75ZM121 146V147H120ZM122 146L125 149H128L129 146L130 148L128 150L125 151V149H121ZM167 146V147H166ZM205 146V147H204ZM207 146V147H206ZM6 147V148H5ZM10 147V148H9ZM93 147V146H92ZM90 148L89 150H81L79 153V156L77 157V159L82 158L84 155V153H93L94 149L96 148V146H94L93 148ZM163 147V148H162ZM203 147V148H202ZM14 148V149H12ZM77 148V147H75ZM166 150H165V149ZM19 149V150H18ZM163 149V150H162ZM201 149V150H200ZM221 149V150H220ZM7 150V152H6ZM33 150L32 152L37 153V151ZM121 150V151H120ZM131 152H130V151ZM197 150V151H196ZM204 150V151H203ZM13 151V152H12ZM22 151V152H21ZM129 151V152H128ZM139 151V152H138ZM141 151V152H140ZM145 151V152H143ZM4 152V153H3ZM12 156H11V153ZM119 152V153H118ZM122 152V153H121ZM125 152V153H124ZM175 152V150L173 151ZM7 153V155H6ZM16 155H15V154ZM98 153V152H97ZM199 153V154H198ZM220 153V154H219ZM2 154V155H1ZM34 154V153H33ZM134 154V155H133ZM202 154V155H201ZM212 154V155H210ZM236 155H238V153H235ZM234 154V155H235ZM4 155V156H3ZM173 154H169V156L171 157ZM9 156V157H8ZM13 156H16L15 158ZM137 156V157H136ZM6 157V158H5ZM204 157V158H203ZM4 158V159H3ZM136 158V159H135ZM138 158V159H137ZM202 160H201V159ZM140 159V160H139ZM123 160V161H122ZM198 160V162H197ZM3 164H2V163ZM33 162V163H32ZM123 162V163H122ZM102 163V162H101ZM170 164L169 162L167 163V165ZM81 162H77V166L75 168L76 169H80ZM211 165V167H210ZM23 166V169H22ZM203 166V167H202ZM79 167V168H78ZM98 168H102L100 167V165H97ZM17 168V169H16ZM25 168V169H24ZM5 169V170H3ZM16 172L14 173L13 170ZM20 169V170H19ZM150 169V170H149ZM240 172H242V167H239ZM2 170V172H1ZM145 170V171H144ZM13 173H12V172ZM153 171V172H152ZM106 172V171H105ZM110 172V170H109ZM156 172V173H155ZM7 173V176H6ZM12 173V175H11ZM148 173V174H147ZM127 174V175H126ZM213 174L210 173H206L205 177L210 178L211 179V184H217L218 181L216 180L215 176ZM110 175V173H109ZM100 177V178H99ZM98 180L100 179H106L107 175L103 174L102 176L99 175ZM111 176H109V178H107L105 180V182H109L111 181V179H114L115 177L113 176V178H110ZM156 177V178H155ZM201 177H204V175H201ZM2 178V179H1ZM7 178V179H6ZM146 178H151V185H147V188L144 191H141V194L138 195V193L140 192V188L141 185L143 184L144 180L143 179ZM153 178V179H152ZM132 178L130 175H128V173H125V182H130ZM138 179V177H137ZM3 180V181H1ZM7 182H6V181ZM22 180V181H21ZM142 180V181H141ZM18 181V183H17ZM29 181V184H28ZM154 181V182H153ZM157 181V184L156 182ZM177 182V183H175ZM214 184H213V183ZM235 182V183H234ZM4 183V184H3ZM17 183V184H16ZM114 184H116L117 182H114ZM139 183V185H138ZM19 184V185H18ZM21 184V185H20ZM155 184V185H154ZM230 186H232L233 184H238L237 181H232L230 182ZM5 185V186H2ZM7 185V186H6ZM210 185V184H209ZM9 186V187H8ZM229 186V185H228ZM4 187V188H3ZM20 187V188H19ZM25 187V188H24ZM45 184H41V189H44ZM140 187V188H139ZM3 188V189H2ZM8 188V189H7ZM154 188V189H153ZM6 189V190H5ZM26 189V190H25ZM40 189V190H41ZM104 189V188H103ZM124 189V190H123ZM128 189V190H127ZM139 189V190H138ZM5 190V191H4ZM21 190V191H19ZM38 190V191H40ZM7 191H8V195H10V197H8L7 195ZM139 191V192H138ZM148 191V193H147ZM14 192V193H13ZM22 194H21V193ZM66 192H70L69 190H67ZM106 192V191H105ZM115 192V193H114ZM117 192V193H116ZM119 192V193H118ZM102 193V192H101ZM104 193V192H103ZM159 193L163 194V189L159 191ZM180 193V192H179ZM222 193V192H221ZM14 194V195H13ZM21 194V195H19ZM183 194V193H180ZM179 194V195H180ZM247 196L250 195V191H248ZM170 195V193H169ZM211 195V194H210ZM18 196V197H17ZM69 196V195H68ZM67 196V197H68ZM147 196V197H146ZM161 195H159L158 197H160ZM221 198H229L228 193L226 195H220ZM3 197V198H2ZM6 197V198H5ZM12 197V198H11ZM102 197V196H100ZM9 198V199H8ZM137 199V202L134 204V199ZM146 198V199H145ZM150 198V199H149ZM20 199H22L20 201ZM144 200V201H143ZM20 201V202H19ZM71 202L72 206H78L77 201L75 200H69ZM74 201V202H73ZM186 201V205H187V216L185 219V221H183L184 227H183V231L180 232L182 230V228H180L179 231V227L175 230L177 231L174 232V242L180 241L179 243H172L170 242V240H168L167 238H160L157 237L156 234H154V238L153 235L151 236H147L144 237V239H138L137 237H135V232L132 229H126V226H124V229L122 232L126 234H122L121 238H119L121 240L118 241L116 239H110L111 242L109 243V245L111 246V244L113 243L115 246L117 245V249L115 248H111L114 245H112L111 247L107 244V247L105 246V244L100 240V237H98V239L96 238L95 241L92 244V247H90V249L86 250V253L88 254L90 251H92V249L95 248L94 245H96L97 248L94 249V251H96L97 254H99L96 256V259L91 263V264H105L113 259L114 256H116L117 261H113L111 260L109 262V264H141V263H146V264H155V263H151L148 260L145 259H141L139 260L138 256L143 257L145 254L144 252H151L156 248H152V246H154V244H159V245H164L160 246V247H169L173 250H177L175 255H178L175 257L176 260H180L183 263L185 262V256L187 255L188 252L193 253V251H198L200 252V250H197L199 247L203 248L204 246V242L201 240H199V238H194L191 237L190 234H188L190 232V227H193V225H195L194 227H196V224H193V217L194 215L196 216L195 211V207H193V205H189L187 203H189V199L185 200ZM6 202V203H5ZM4 203V204H2ZM76 203V204H75ZM98 204V202H95ZM2 204V206H1ZM7 204V205H6ZM19 204V205H18ZM24 204V205H23ZM95 204V205H97ZM112 204V205H110ZM133 204V205H132ZM141 204V205H140ZM21 205V206H20ZM35 205V204H34ZM105 205V206H101L102 208L99 209L98 212H101L99 214H101V218L104 217V219L106 220V217L108 218L110 216V214H112L111 212H109L108 209L109 206ZM129 205L134 206L135 208L133 209L132 212H128L129 209ZM27 206V208H26ZM195 206V205H194ZM10 207V208H9ZM16 208V209H15ZM29 208V209H28ZM14 209V210H12ZM32 209V210H31ZM39 211H38V210ZM191 209V210H190ZM193 209V210H192ZM195 210V211H194ZM11 211V212H10ZM25 211V212H24ZM106 211V212H105ZM192 211V212H190ZM17 212V213H16ZM36 212L38 214H36ZM150 212V211H149ZM37 215L35 216L34 215ZM76 213H79L78 211H76ZM105 213V214H104ZM106 213H108L109 215H107ZM19 214V215H17ZM27 214V215H26ZM98 214V215H99ZM130 214V215H129ZM190 214V215H189ZM29 215V216H28ZM149 214H146L145 218L140 220V223L145 221V220H149L150 221H155V217L156 216H148ZM3 216V217H2ZM25 216V217H23ZM33 218H32V217ZM94 216V217H93ZM189 216V217H188ZM31 217V218H29ZM85 217V219H83ZM136 217V218H135ZM151 217V218H150ZM6 218V219H5ZM22 218V219H21ZM92 218V219H91ZM117 218V219H118ZM25 221H24V220ZM36 219V220H35ZM81 219V220H80ZM88 221H87V220ZM116 219V220H117ZM133 219V220H132ZM17 220V222H16ZM28 220V221H27ZM31 220V221H30ZM85 220V221H84ZM93 220V221H92ZM189 220V221H188ZM4 221V222H3ZM19 221V222H18ZM82 221V222H81ZM91 221V222H90ZM16 222V224H15ZM30 222V223H29ZM34 222V223H33ZM81 222V223H80ZM122 222V221H121ZM132 222V223H131ZM152 222V223H153ZM187 222V223H186ZM77 223V224H76ZM84 223H87L84 224ZM89 223V224H88ZM91 223V224H90ZM10 225V226H9ZM77 225V226H76ZM80 225V226H79ZM20 226V227H19ZM73 226V227H72ZM75 226V227H74ZM90 226V227H89ZM104 227V228H103ZM188 227V228H187ZM15 228V229H14ZM19 229L17 230V229ZM85 228H87L88 230H86ZM102 230L104 231L107 227H105V225L103 224L102 226ZM114 228L116 229V227L113 226V224L110 226L111 230H114ZM135 228H137V226H135ZM11 229V230H10ZM14 229V230H13ZM79 229V230H77ZM81 229V230H80ZM83 229V230H82ZM118 229V228H117ZM185 229V230H184ZM190 229V230H189ZM15 231V232H14ZM78 231V232H77ZM131 231V232H129ZM17 232V234H16ZM23 233V238H21V236H18L20 233ZM121 232V233H122ZM133 232V233H132ZM13 233V234H12ZM15 233V234H14ZM25 233V234H24ZM27 233V234H26ZM80 233V234H79ZM84 233V234H83ZM8 234V235H7ZM39 234V235H38ZM80 236H78V235ZM88 234V235H87ZM178 234H180L178 237ZM183 234V235H181ZM16 235V236H15ZM26 235V236H25ZM38 235V236H37ZM87 235V236H86ZM125 235V236H124ZM10 236V237H8ZM14 236V239H12ZM18 236V237H17ZM26 237V239H25ZM37 237V238H36ZM135 237V238H134ZM177 237V238H176ZM21 238V241H20ZM34 240H33V239ZM39 238V239H38ZM43 238V239H42ZM54 238V239H53ZM79 238V239H78ZM149 238V240H148ZM180 238V239H178ZM192 238V239H191ZM9 239V240H8ZM18 239V240H17ZM59 239V240H56ZM124 239V240H123ZM139 240V241H136ZM151 239V240H150ZM154 239V240H153ZM157 239V240H156ZM160 239V240H159ZM177 239V240H176ZM189 239V240H188ZM40 240V241H39ZM50 240V241H49ZM73 240V241H72ZM78 240V241H77ZM83 240V241H82ZM98 240V241H96ZM128 240V241H126ZM145 240V241H144ZM147 240V241H146ZM162 240V241H161ZM164 240V241H163ZM167 240V241H166ZM23 241V242H22ZM52 241V242H51ZM56 241V242H55ZM63 241V242H62ZM126 241V242H125ZM144 243H143V242ZM158 241V242H157ZM7 242V243H6ZM17 242V243H16ZM37 242V243H36ZM50 242V243H49ZM69 242V243H68ZM87 242V243H86ZM97 242V244H96ZM101 242V243H100ZM116 244H115V243ZM119 242H120V246H119ZM132 242V243H131ZM135 242V243H134ZM138 242V243H136ZM156 242V243H155ZM161 242V243H160ZM170 242V243H169ZM182 242V243H181ZM40 243V244H39ZM52 243V244H51ZM74 243V244H73ZM77 243V244H76ZM79 243V245H78ZM100 243V244H98ZM152 243V245L150 244ZM154 243V244H153ZM176 245L177 247L175 248L174 245ZM193 243V244H192ZM10 244V245H9ZM21 244V245H20ZM25 244V245H24ZM35 244V245H34ZM65 244V245H63ZM73 244V245H71ZM83 244V245H82ZM123 244V245H121ZM134 244V246L132 245ZM183 244V245H182ZM188 244V245H187ZM8 245V246H7ZM44 245V246H43ZM50 245V246H49ZM52 245V246H51ZM54 245V246H53ZM78 245V246H76ZM100 245V246H98ZM131 245V246H130ZM150 245V246H149ZM166 245V246H165ZM33 246V247H32ZM46 246V247H45ZM133 246V247H132ZM149 246V247H148ZM173 246V247H172ZM181 246V247H180ZM17 247H19L17 249ZM23 247V248H21ZM50 247V249L48 250V248ZM53 247V248H52ZM83 247V248H81ZM94 247V248H93ZM105 247V248H104ZM109 247V248H108ZM25 248V249H24ZM31 248V249H29ZM43 248V249H42ZM52 248V250H51ZM56 248V249H54ZM74 248V250H73ZM77 248V249H76ZM120 248V249H118ZM122 248V249H121ZM125 248V249H124ZM181 248V249H180ZM188 248V249H187ZM193 248V249H191ZM200 248V249H201ZM38 249V250H37ZM41 249V250H40ZM102 249V253H104L103 251H105V249L107 250L105 253L108 254L106 255L109 258V261L107 260V258H104V254L102 257V253L99 252ZM110 249H115L114 251L110 250ZM124 249V250H123ZM149 249V250H148ZM191 249V250H190ZM9 250V251H8ZM15 250V251H14ZM47 250V251H46ZM58 250V251H57ZM61 250V251H59ZM73 252H72V251ZM76 250H81L80 252L76 251ZM186 250V251H185ZM18 251V252H17ZM37 251V252H35ZM45 251V252H44ZM53 251V252H52ZM56 251V252H55ZM115 252L112 253V256H109V252ZM127 251V253H126ZM138 251V252H136ZM164 252H166V250H163ZM168 251V250H167ZM40 252V253H39ZM77 252V253H76ZM118 252V254L116 253ZM121 252V254H120ZM125 252V253H123ZM131 252V253H128ZM134 252V253H132ZM136 252V253H135ZM44 253V254H43ZM69 253V254H68ZM74 253V254H73ZM84 252V255L81 256V258L86 257L85 255H87ZM43 254V255H42ZM51 254V255H50ZM53 254V255H52ZM60 254V255H58ZM71 254V255H70ZM74 257H72L73 255ZM111 254V253H110ZM133 254V255H132ZM181 254V255H180ZM39 255V256H37ZM64 255H69V256H64ZM100 255H101V259H106V262L103 260V262L100 259ZM133 257H132V256ZM135 255V256H134ZM137 255V257H136ZM184 255V257L182 256ZM63 256V257H61ZM105 256V257H106ZM20 257V258H17ZM49 257V258H48ZM61 257V258H60ZM65 257V258H64ZM71 257V258H70ZM98 257V258H97ZM112 257V258H111ZM136 257V258H135ZM4 258V259H3ZM32 260H31V259ZM46 258V259H45ZM70 258V259H68ZM81 258H79L77 261H79ZM115 258V257H114ZM119 258V259H118ZM134 258V259H133ZM183 260H182V259ZM3 259V260H2ZM23 259V260H22ZM49 259V260H48ZM66 259V260H65ZM99 259V260H98ZM133 259V260H132ZM136 259V260H135ZM2 260V261H1ZM49 262H48V261ZM71 260V261H70ZM130 260V261H129ZM27 261V262H26ZM43 261V262H42ZM108 261V262H107ZM143 261V262H142ZM10 262V263H9ZM102 262V263H101ZM186 264V263H184Z\"/></svg>",
  "mask_w": 264,
  "mask_h": 264
},
{
  "label": "clouds",
  "instance_id": "obj_3",
  "mask_svg": "<svg viewBox=\"0 0 264 264\" xmlns=\"http://www.w3.org/2000/svg\"><path fill=\"white\" fill-rule=\"evenodd\" d=\"M18 15L29 29L39 30L43 25L42 14L48 7L47 0H14ZM183 156L178 154L177 161L162 168L159 176L160 183L171 184L181 173L180 162Z\"/></svg>",
  "mask_w": 264,
  "mask_h": 264
}]
</instances>
